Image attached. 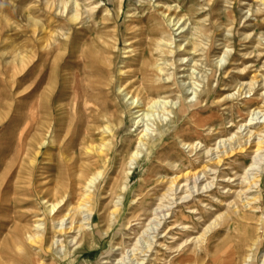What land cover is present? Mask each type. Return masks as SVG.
Masks as SVG:
<instances>
[{
	"label": "rangeland",
	"instance_id": "374dc122",
	"mask_svg": "<svg viewBox=\"0 0 264 264\" xmlns=\"http://www.w3.org/2000/svg\"><path fill=\"white\" fill-rule=\"evenodd\" d=\"M263 2L0 0V264H264Z\"/></svg>",
	"mask_w": 264,
	"mask_h": 264
},
{
	"label": "bare ground",
	"instance_id": "6f19581e",
	"mask_svg": "<svg viewBox=\"0 0 264 264\" xmlns=\"http://www.w3.org/2000/svg\"><path fill=\"white\" fill-rule=\"evenodd\" d=\"M57 1V0H56ZM262 1V0H261ZM264 3V2H263ZM66 4V3H65ZM75 4V3H74ZM64 6V5H63ZM62 6V7H63ZM61 7V8H62ZM65 7V6H64ZM158 7V6H157ZM74 9H75V6H74ZM64 10V9H63ZM61 11V10H60ZM59 11V12H60ZM64 12V11H63ZM163 12V11H162ZM70 16H69V20H72V21H75L76 19H78V17H80L79 16V13L76 11H71L70 13ZM164 16H165V14H164ZM168 19V18H167ZM170 21V20H169ZM36 24H37V22H36ZM40 26V25H39ZM181 28H182V26H181ZM147 42H148V40H147ZM80 58V57H79ZM160 71V70H159ZM127 94V93H126ZM131 97V96H130ZM65 98V97H64ZM125 99V98H124ZM37 100V99H36ZM55 100V99H54ZM138 99L137 98H135V99H132V101H131V104H132V106H133V104L135 103V105H140V104H138ZM159 101V100H158ZM55 102V101H54ZM156 102V101H155ZM160 102V101H159ZM166 102V101H165ZM154 103V102H153ZM161 104V103H160ZM164 104V103H163ZM147 105V104H146ZM153 104H151L149 107H151ZM158 105V104H157ZM154 106V105H153ZM37 107V106H36ZM51 107H53V106H51ZM147 107V106H146ZM156 107H158V106H156ZM153 108H155V107H153ZM152 108V109H153ZM157 109V108H156ZM58 110V109H57ZM154 110V109H153ZM153 110H151L152 112H153ZM165 111V110H164ZM148 112V111H147ZM166 112V111H165ZM137 113V112H136ZM158 113V112H157ZM168 113V112H167ZM135 114V113H134ZM143 114H144V112H143ZM154 114V113H153ZM38 115V114H37ZM37 115H35V116H37ZM136 115V114H135ZM146 115H147V113H146ZM148 115H149V113H148ZM0 117H1V113H0ZM139 117V116H138ZM145 117V116H144ZM143 117V118H144ZM165 117V116H164ZM53 118V117H52ZM55 119V118H54ZM140 119V118H139ZM142 119V118H141ZM145 119H146V117H145ZM169 119V118H168ZM251 119H253V117L251 118ZM134 120V119H133ZM1 121V120H0ZM143 121V120H142ZM158 121V120H157ZM163 121V120H162ZM164 122V121H163ZM151 124V123H150ZM167 124V123H166ZM145 125V124H144ZM162 125V124H161ZM144 127V126H143ZM145 128V127H144ZM146 129V128H145ZM146 130H148V129H146ZM144 131V130H143ZM109 132V131H108ZM145 132V131H144ZM253 132V131H252ZM112 133V132H111ZM142 133V132H141ZM141 135V134H140ZM159 135H163V133L162 134H159ZM142 136V135H141ZM146 137V136H145ZM19 138V137H18ZM25 138V137H24ZM138 138V137H137ZM19 139H21V138H19ZM106 141V140H105ZM159 141V140H158ZM7 142V141H6ZM46 142V141H45ZM110 142V141H109ZM140 144H142V140H140V142H139ZM153 143V142H152ZM104 144V143H103ZM102 146V145H101ZM142 147V146H141ZM143 148V147H142ZM261 148V147H260ZM23 149V148H22ZM151 149V148H150ZM263 149V148H262ZM112 150V149H111ZM108 151V150H107ZM147 151H149V150H147ZM101 152V151H100ZM110 153V152H109ZM149 153H150V151H149ZM139 152L138 151H135V152H133V157H138L139 156ZM109 158V157H108ZM132 159V158H131ZM133 160V159H132ZM106 161V160H105ZM264 162V155L263 156H260V157H258L257 158V160H256V164H261V163H263ZM255 165V164H254ZM131 166V165H130ZM251 166V165H250ZM15 167V166H14ZM258 167V166H257ZM260 167V166H259ZM249 168V167H248ZM253 168V167H252ZM251 168V169H252ZM199 169V168H198ZM257 171H259V170H257ZM131 170H129L128 172H127V174H131ZM188 172V171H187ZM78 173V172H77ZM191 173V172H190ZM197 174V173H196ZM181 175H183V174H181ZM259 176V175H258ZM177 177V176H176ZM256 178V177H255ZM175 178H174V176H173V180H174ZM177 179H178V177H177ZM259 179V178H258ZM98 181V180H97ZM176 181V180H175ZM99 182V181H98ZM98 182H96V184L98 183ZM117 182V181H116ZM174 182V181H173ZM176 184V183H175ZM256 184V183H255ZM173 185V184H172ZM251 185V184H250ZM94 188V187H93ZM94 190V189H93ZM92 190V191H93ZM95 191V190H94ZM121 191H123V190H121ZM52 200H53V198H52ZM55 200V199H54ZM93 200V199H92ZM49 206V205H48ZM52 206V209H54V205H51ZM80 207H82L83 208V206H80ZM90 207V206H89ZM156 209V208H155ZM51 210V209H50ZM114 211V210H113ZM156 211V210H155ZM115 213V212H114ZM157 213V212H156ZM69 215V214H68ZM92 217V216H91ZM64 218H66V217H64ZM68 219H69V217H68ZM152 219V218H151ZM151 219H150V221H151ZM67 220V219H66ZM63 221V220H62ZM80 222V221H79ZM66 223V222H65ZM160 226V225H159ZM58 228H60V227H58ZM68 228V227H67ZM97 229V228H96ZM98 230H99V228H98ZM61 231V230H60ZM72 231V230H71ZM100 231V230H99ZM101 232V231H100ZM95 233V232H94ZM36 238V237H35ZM56 240V239H55ZM72 240V239H71ZM56 242V241H55ZM54 243V242H53ZM76 243V242H75ZM227 245V244H226ZM42 246V245H41ZM229 248V247H228ZM227 248V249H228ZM231 248V247H230ZM229 248V249H230ZM44 251H46V248H45V250ZM150 251V250H149ZM43 252V251H42ZM226 252V251H225ZM219 254V253H218ZM223 254V256L225 255L224 253H222ZM230 255V254H229ZM219 256V255H218ZM217 256V257H218ZM222 256V257H223ZM134 257V256H133ZM135 259V258H134ZM215 259H217V258H215ZM130 261V260H129ZM130 264V263H129ZM222 264V263H221Z\"/></svg>",
	"mask_w": 264,
	"mask_h": 264
}]
</instances>
